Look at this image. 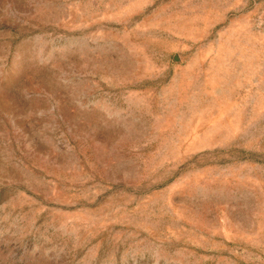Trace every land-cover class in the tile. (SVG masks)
I'll list each match as a JSON object with an SVG mask.
<instances>
[{
	"label": "rangeland",
	"instance_id": "obj_1",
	"mask_svg": "<svg viewBox=\"0 0 264 264\" xmlns=\"http://www.w3.org/2000/svg\"><path fill=\"white\" fill-rule=\"evenodd\" d=\"M0 264H264V0H0Z\"/></svg>",
	"mask_w": 264,
	"mask_h": 264
}]
</instances>
